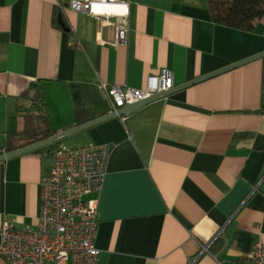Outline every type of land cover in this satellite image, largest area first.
Masks as SVG:
<instances>
[{"label": "crops", "instance_id": "1", "mask_svg": "<svg viewBox=\"0 0 264 264\" xmlns=\"http://www.w3.org/2000/svg\"><path fill=\"white\" fill-rule=\"evenodd\" d=\"M128 24L112 46L114 24L66 0H0V148L26 112L44 111L55 133L111 112L100 82L142 88L167 68L179 85L264 50V14L245 32L213 23L201 0H129ZM262 67L252 60L59 144L111 145L98 264H243L254 242L264 248ZM51 164L35 149L0 161V223L36 224Z\"/></svg>", "mask_w": 264, "mask_h": 264}, {"label": "built area", "instance_id": "2", "mask_svg": "<svg viewBox=\"0 0 264 264\" xmlns=\"http://www.w3.org/2000/svg\"><path fill=\"white\" fill-rule=\"evenodd\" d=\"M66 3L74 11L114 24L115 39L111 45L125 44L129 0H66ZM173 86L167 68L148 75L142 88L100 82L111 111L115 112L126 103L143 100ZM110 152V144L92 141L58 146L50 152L52 164L50 173L40 182L41 205L36 224L18 228L5 218L0 223V256L5 264H98L99 249L94 245L98 195ZM200 247L201 252L207 250V244ZM243 261L264 264L262 243L254 242L243 255Z\"/></svg>", "mask_w": 264, "mask_h": 264}, {"label": "trees", "instance_id": "3", "mask_svg": "<svg viewBox=\"0 0 264 264\" xmlns=\"http://www.w3.org/2000/svg\"><path fill=\"white\" fill-rule=\"evenodd\" d=\"M207 9L213 23L227 27L251 32L264 14V0H201ZM66 27V26H65ZM262 67V92L261 102L264 104V57L261 58ZM34 90L32 104L44 106V96L39 84H31ZM24 124L21 130L10 132L5 137L0 153L12 151L55 134L47 114L42 111L26 112L23 116ZM59 142L35 149L36 151H53ZM242 263L244 261L242 259Z\"/></svg>", "mask_w": 264, "mask_h": 264}, {"label": "water", "instance_id": "4", "mask_svg": "<svg viewBox=\"0 0 264 264\" xmlns=\"http://www.w3.org/2000/svg\"><path fill=\"white\" fill-rule=\"evenodd\" d=\"M60 25L67 30V28L65 27V24L63 22H60ZM264 57V50L256 53V54H253V55H250V56H247L241 60H238L236 62H233L231 64H228L226 66H223L217 70H214L212 72H209V73H206L202 76H199V77H196L192 80H189V81H186V82H183L182 84H179V85H174L172 88L168 89L167 91H164V92H161V93H158V94H155V95H152L148 98H145L143 100H139L137 102H134V103H126L124 104L123 106H121L119 109H117V111H111L109 113H106L102 116H99V117H96L94 119H91L89 121H86V122H82L80 124H77L71 128H68L62 132H58V133H55L54 135L48 137V138H45V139H42V140H39L37 142H34V143H31V144H28L26 146H23V147H20V148H17L15 150H12V151H9V152H5V153H2L0 154V161L4 160L5 158H8V157H11V156H14V155H17V154H20V153H23V152H26V151H29V150H34V149H37V148H40V147H43V146H46V145H49V144H53L55 142H58L60 140H62L63 138H66L72 134H75L77 132H80L82 130H85L93 125H96L102 121H105L107 119H110V118H113V117H117V116H121V115H127V114H130L132 113L133 111L137 110L138 108H140L141 106H143L144 104H147L149 102H152V101H155V100H158V99H161L163 97H166L170 94H172L173 92L175 91H178V90H181L183 88H186L190 85H193L195 83H198L202 80H205L209 77H212L214 75H217L219 73H222L224 71H227L231 68H234V67H237V66H240L242 64H245L247 62H250L252 60H255V59H260V58H263Z\"/></svg>", "mask_w": 264, "mask_h": 264}, {"label": "rangeland", "instance_id": "5", "mask_svg": "<svg viewBox=\"0 0 264 264\" xmlns=\"http://www.w3.org/2000/svg\"><path fill=\"white\" fill-rule=\"evenodd\" d=\"M145 86V85H144ZM70 137H66V138H63L62 140H60L59 144H62V145H69L71 144L72 142H70ZM61 145V146H62Z\"/></svg>", "mask_w": 264, "mask_h": 264}, {"label": "bare ground", "instance_id": "6", "mask_svg": "<svg viewBox=\"0 0 264 264\" xmlns=\"http://www.w3.org/2000/svg\"><path fill=\"white\" fill-rule=\"evenodd\" d=\"M129 27V26H128ZM128 31V30H127Z\"/></svg>", "mask_w": 264, "mask_h": 264}]
</instances>
